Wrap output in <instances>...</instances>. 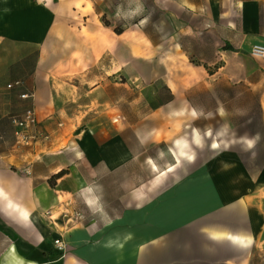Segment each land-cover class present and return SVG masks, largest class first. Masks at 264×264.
Instances as JSON below:
<instances>
[{"label": "crops", "instance_id": "0c3cea01", "mask_svg": "<svg viewBox=\"0 0 264 264\" xmlns=\"http://www.w3.org/2000/svg\"><path fill=\"white\" fill-rule=\"evenodd\" d=\"M165 1L182 30L196 27L198 67L260 86L264 112V57L252 53L264 46V0ZM76 2L0 0V264H221L200 243L222 204L200 159L205 134L174 144L169 120L186 107L172 90L144 117L141 104L126 111L122 70H110L125 61L126 29L105 24L102 1L81 15ZM29 106L50 137L17 145L11 118ZM162 141L160 172L143 181V151Z\"/></svg>", "mask_w": 264, "mask_h": 264}, {"label": "rangeland", "instance_id": "374dc122", "mask_svg": "<svg viewBox=\"0 0 264 264\" xmlns=\"http://www.w3.org/2000/svg\"><path fill=\"white\" fill-rule=\"evenodd\" d=\"M93 1L77 0L74 14L90 11ZM97 1L103 2L99 9L105 11L104 19L112 27L126 29L118 37L127 43L121 53L125 61L120 66L111 62L110 68L111 72L117 67L122 70L117 80L126 93V111L141 104L144 117L147 108L165 101L172 90L176 103L186 107V112L175 113L169 120L174 144L196 142L197 132L201 137L205 134L200 159L208 162L206 175L215 177L222 191V204L199 226L205 228V238H200L204 252L210 258H220L221 264H264L262 88L223 77L215 80L210 68L198 67L196 27L185 26L182 30L181 17L167 16L165 0ZM202 51L208 53V46ZM167 144L153 143L143 151V181L148 174H159L161 167L154 168L152 161L165 157ZM183 146L177 145L179 152ZM213 147L217 148L215 156ZM197 150L186 152L194 159Z\"/></svg>", "mask_w": 264, "mask_h": 264}, {"label": "built area", "instance_id": "2783aa9c", "mask_svg": "<svg viewBox=\"0 0 264 264\" xmlns=\"http://www.w3.org/2000/svg\"><path fill=\"white\" fill-rule=\"evenodd\" d=\"M252 53L256 57H264V46L262 44H255L252 48ZM32 93L26 92L22 94L23 98H29ZM14 125L15 143L17 145L29 146L40 140H48L49 133L39 127V121L33 106L27 107L20 115H15L11 118ZM26 173H30V168L25 170ZM54 244L57 248L58 254L65 255L67 250V244L58 237L54 239Z\"/></svg>", "mask_w": 264, "mask_h": 264}, {"label": "trees", "instance_id": "16d2710c", "mask_svg": "<svg viewBox=\"0 0 264 264\" xmlns=\"http://www.w3.org/2000/svg\"><path fill=\"white\" fill-rule=\"evenodd\" d=\"M103 20H104L106 25H110V23L108 21H106L104 18H103ZM114 29H115V32L118 34H121L124 31V28L115 27Z\"/></svg>", "mask_w": 264, "mask_h": 264}]
</instances>
